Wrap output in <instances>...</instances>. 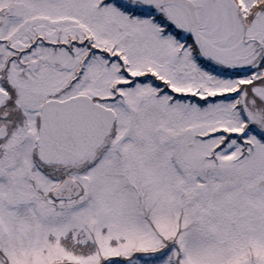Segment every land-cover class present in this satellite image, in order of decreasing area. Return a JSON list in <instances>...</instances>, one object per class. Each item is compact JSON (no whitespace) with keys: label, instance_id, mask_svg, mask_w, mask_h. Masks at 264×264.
I'll return each instance as SVG.
<instances>
[{"label":"snow or ice","instance_id":"obj_1","mask_svg":"<svg viewBox=\"0 0 264 264\" xmlns=\"http://www.w3.org/2000/svg\"><path fill=\"white\" fill-rule=\"evenodd\" d=\"M0 264H264V0H0Z\"/></svg>","mask_w":264,"mask_h":264}]
</instances>
